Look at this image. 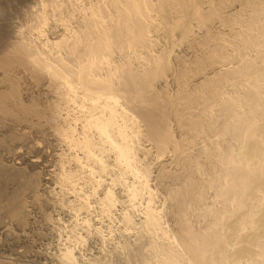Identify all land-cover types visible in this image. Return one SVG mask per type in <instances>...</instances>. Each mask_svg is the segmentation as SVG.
Listing matches in <instances>:
<instances>
[{
	"label": "bare ground",
	"instance_id": "obj_1",
	"mask_svg": "<svg viewBox=\"0 0 264 264\" xmlns=\"http://www.w3.org/2000/svg\"><path fill=\"white\" fill-rule=\"evenodd\" d=\"M0 264H264V0H0Z\"/></svg>",
	"mask_w": 264,
	"mask_h": 264
},
{
	"label": "rangeland",
	"instance_id": "obj_2",
	"mask_svg": "<svg viewBox=\"0 0 264 264\" xmlns=\"http://www.w3.org/2000/svg\"><path fill=\"white\" fill-rule=\"evenodd\" d=\"M12 2H13V1H12ZM22 21H23V20H22ZM22 21H21V24L23 25L22 28H24V24H26L27 22H26V20H24L23 22H22ZM208 191H210V194H212V192H213V190H208ZM208 194H209V192H208ZM119 208H120V206H119ZM66 217H67V216H66ZM66 217L64 218V220H71L69 217H67L68 219H67ZM165 221H166V224H167V225H169V226H174V225H176L175 223H176L177 220H168V221L165 220ZM169 221H170V222H169ZM187 221H188L191 225L194 224L193 226L197 228V227L203 226L207 221H211V220H190V221L187 220ZM67 222H68V221H67ZM67 222H66L65 224H69V223H67ZM167 222H168L169 224H168ZM174 222H175V223H174ZM197 222H198V223H197ZM171 224H173V225H171ZM195 225H197V226H195ZM66 229H68V228H66Z\"/></svg>",
	"mask_w": 264,
	"mask_h": 264
}]
</instances>
